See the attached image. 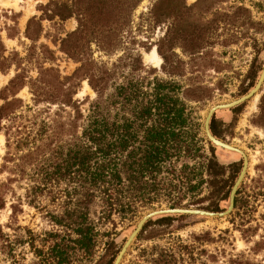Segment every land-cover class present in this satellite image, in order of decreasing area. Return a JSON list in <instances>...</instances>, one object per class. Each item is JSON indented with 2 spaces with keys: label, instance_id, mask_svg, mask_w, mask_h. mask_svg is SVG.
Returning <instances> with one entry per match:
<instances>
[{
  "label": "rangeland",
  "instance_id": "374dc122",
  "mask_svg": "<svg viewBox=\"0 0 264 264\" xmlns=\"http://www.w3.org/2000/svg\"><path fill=\"white\" fill-rule=\"evenodd\" d=\"M69 1L0 0V42L5 49L4 58L11 52L18 53L20 68L26 70L25 82L36 78L39 66L56 69L61 78L71 77L82 62L93 80L105 87L104 96L127 80L156 78L162 83H171L186 107L188 129L195 134L200 154L198 157L193 151L176 160L173 158L174 177L163 169L158 176L165 183L157 195L137 193L132 216L127 213L121 218L120 214L112 213L103 224L96 225L99 235L93 258L87 262L77 261V264H95L108 241L114 243L113 252L117 256L139 220L150 212L189 209L220 214L227 211L230 192L244 158L212 144L205 135L204 121L212 107L239 99L257 83L264 66V0H140L122 21L107 16L89 21L86 31L67 43L70 57L61 51V40L78 29L76 16L65 21L57 17L44 19L37 40L25 36L28 22L39 19L45 5L54 2L57 5L50 6V10L57 11V6L65 3L69 6ZM29 33L34 36L36 26H30ZM46 50L53 53V61L38 59L39 55L47 54ZM153 50L161 60L159 64L145 59ZM28 53H33L38 61L27 62L24 58ZM15 74V65L5 73L0 72V89L8 85ZM68 83L74 88L73 100L78 101L80 110L85 113L96 99L95 91L87 79L78 76ZM16 98L31 103L32 94L27 85ZM212 120L217 136L210 131ZM208 128L214 138L242 151L247 162L232 210L217 217L155 216L144 224L119 264H154L161 255L171 257L172 264H264V138L259 135V132L264 135V80L253 97L233 108L216 110ZM2 137L0 167L5 154V138ZM207 159L223 166V188L215 193L210 181L212 175H205L207 183L188 191L187 179L191 184L196 182L192 176L193 166ZM182 166L186 168L182 170ZM7 176V172L1 173L0 183ZM170 183L177 185L171 195L163 188ZM22 184V187L12 185L15 195L6 194L5 208L0 209V226L11 238L25 234L23 230L14 231L16 227H27L37 234L50 229L41 212L24 201L12 227L5 226L9 223L11 198L24 196L25 183ZM178 199L181 203L171 206ZM98 208L96 205L90 211V218L95 222L100 217ZM238 242L242 246L239 247ZM16 263L38 264L26 245L16 249ZM0 264H10L1 253Z\"/></svg>",
  "mask_w": 264,
  "mask_h": 264
},
{
  "label": "trees",
  "instance_id": "16d2710c",
  "mask_svg": "<svg viewBox=\"0 0 264 264\" xmlns=\"http://www.w3.org/2000/svg\"><path fill=\"white\" fill-rule=\"evenodd\" d=\"M139 1L70 0L69 6L67 3L57 6V11L50 10V6L57 4L49 2L42 8L39 19L28 22L25 36L37 40L44 19L57 17L65 21L76 16L78 29L61 40V51L69 56L67 43L85 32L89 21L104 16L122 21ZM153 15L156 18V11ZM32 25L36 26L34 36L29 33ZM4 53L0 42V72L5 73L15 65L16 74L0 89V133L5 138L0 174H8L0 183V209L5 208L6 194L14 197L12 185L22 187L24 182V196L11 198L9 223L5 226L12 227L24 201L41 212L50 229L37 234L27 227H16L14 231L23 230L25 234L11 238L0 226V253L10 264H17L16 249L26 245L38 264L87 262L96 252L98 223L103 224L112 213L120 214L121 218L127 213L132 216L137 193L157 195L165 183L158 176L161 171L165 169L174 177L173 158L193 151L200 157L195 134L188 129L186 107L175 94V85L156 78L127 80L104 96L105 87L93 80L77 58L73 59L81 65L71 77L61 78L56 69L39 66L36 78L25 82L26 70L20 68L18 53L11 52L7 58ZM46 53L38 59L43 62L55 59L49 50ZM24 59L29 63L38 61L33 53ZM77 76L87 79L97 95L85 113L78 101L73 100L74 88L68 83ZM25 85L32 94L30 104L16 98ZM210 131L217 136L214 120ZM192 171L196 182L191 184L187 179L188 191L207 183L205 175H212L215 193L223 188L224 168L214 160L196 163ZM163 188L171 195L177 185L170 183ZM180 201L171 206L179 205ZM96 205L100 213L97 222L90 218ZM113 247L112 241L106 242L104 253L95 264H112L117 254ZM161 256L154 264L174 261Z\"/></svg>",
  "mask_w": 264,
  "mask_h": 264
},
{
  "label": "water",
  "instance_id": "95a60500",
  "mask_svg": "<svg viewBox=\"0 0 264 264\" xmlns=\"http://www.w3.org/2000/svg\"><path fill=\"white\" fill-rule=\"evenodd\" d=\"M264 80V66L262 68V71L260 73V76L257 80V83L255 84V86L244 96L240 97L239 99L232 101L230 103L227 104H222V105H217L212 107L205 118L204 121V132L206 137L208 138V140L214 144L216 147L228 150V151H233V152H237L239 154H241L244 158V163H243V167L237 177V180L235 181L231 192H230V196H229V207L227 209L226 212L224 213H220V214H213L210 212H205V211H199V210H189V209H161V210H155L153 212H150L148 214H146L145 216H143L139 222L136 225L135 230L131 233V235L127 238L125 244L123 245V247L121 248V250L119 251L118 255L116 256L113 264H119L122 260L123 255L125 254L128 246L132 243V241L135 239V237L137 236V234L141 231L142 227L144 226V224L151 218L155 217V216H161V215H171V214H189V215H201V216H208V217H217V216H224L226 214H228L232 208H233V199H234V195L235 192L237 190V186L239 185V183L241 182L244 172H245V168H246V159L245 156L243 154L242 151L238 150L237 148H234L231 145H228L224 142H222L221 140H218L216 138H214L211 133L209 132V128H208V124H209V120L212 116V114L216 111V110H223V109H230L233 108L235 106L240 105L241 103L245 102L246 100H248L249 98L253 97L260 89V86L262 84Z\"/></svg>",
  "mask_w": 264,
  "mask_h": 264
},
{
  "label": "bare ground",
  "instance_id": "6f19581e",
  "mask_svg": "<svg viewBox=\"0 0 264 264\" xmlns=\"http://www.w3.org/2000/svg\"><path fill=\"white\" fill-rule=\"evenodd\" d=\"M145 59L149 62L154 63V64H159L161 62L160 58L156 55L155 50H153L149 54H146ZM257 98H258V96L254 97L252 100V102H253L251 105L252 109L254 108V105L256 103ZM259 135H260V137L264 138V135L261 134L260 132H259ZM3 142H4V139H3L2 135H0V154L2 153L1 147L3 145ZM238 246L240 247V246H242V244L240 242H238Z\"/></svg>",
  "mask_w": 264,
  "mask_h": 264
}]
</instances>
